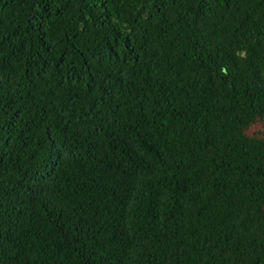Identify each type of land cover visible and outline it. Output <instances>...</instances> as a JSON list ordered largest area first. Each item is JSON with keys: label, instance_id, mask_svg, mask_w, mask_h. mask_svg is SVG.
I'll use <instances>...</instances> for the list:
<instances>
[{"label": "trees", "instance_id": "16d2710c", "mask_svg": "<svg viewBox=\"0 0 264 264\" xmlns=\"http://www.w3.org/2000/svg\"><path fill=\"white\" fill-rule=\"evenodd\" d=\"M264 0H0V264H264Z\"/></svg>", "mask_w": 264, "mask_h": 264}, {"label": "rangeland", "instance_id": "374dc122", "mask_svg": "<svg viewBox=\"0 0 264 264\" xmlns=\"http://www.w3.org/2000/svg\"><path fill=\"white\" fill-rule=\"evenodd\" d=\"M249 133H261L264 132V122L261 121H257L255 122L249 129H248Z\"/></svg>", "mask_w": 264, "mask_h": 264}]
</instances>
